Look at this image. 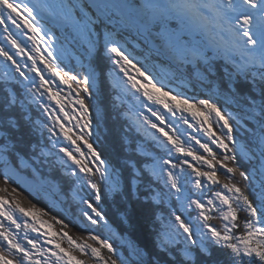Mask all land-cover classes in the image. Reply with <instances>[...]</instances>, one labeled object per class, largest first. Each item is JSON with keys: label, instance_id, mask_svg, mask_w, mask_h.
I'll return each mask as SVG.
<instances>
[{"label": "snow or ice", "instance_id": "obj_1", "mask_svg": "<svg viewBox=\"0 0 264 264\" xmlns=\"http://www.w3.org/2000/svg\"><path fill=\"white\" fill-rule=\"evenodd\" d=\"M0 34V264H264V0H0ZM105 193L144 207L151 253Z\"/></svg>", "mask_w": 264, "mask_h": 264}, {"label": "trees", "instance_id": "obj_2", "mask_svg": "<svg viewBox=\"0 0 264 264\" xmlns=\"http://www.w3.org/2000/svg\"><path fill=\"white\" fill-rule=\"evenodd\" d=\"M65 62L67 63L68 61ZM74 63L75 61H73V64ZM216 71L218 75L222 74L219 63L216 66ZM238 87L242 91L246 90V86L243 84L238 85ZM109 101L110 95L108 86L102 87L97 100L98 111L100 114L99 139L97 140V146L98 150L102 151L106 158L111 159L114 163L116 161H120L122 163L128 155L123 145L122 137L128 123L126 117L130 114L127 111L120 114L116 113L112 110ZM131 106V102H128V107L131 108ZM29 111L32 120L37 123L46 119L42 114V111L35 105H33ZM22 131H27V128L25 127ZM36 138H39V133L36 134ZM56 171V168H54V175L56 174ZM125 178H127V172H125ZM25 195L27 196L28 194L25 193ZM29 199H31V197H29ZM105 199L107 203L104 207L109 213L110 226L117 229V225L113 223V221L120 217L121 212H126L128 218L127 223L123 224L118 230L132 243L151 253L153 251L152 234L148 221L144 215V207L135 199H124L119 195L105 193ZM40 203L41 206H44L43 201ZM118 206L120 209L119 212L117 211ZM52 214L61 215L58 209L53 211ZM214 223H219V221H214ZM70 227L72 226L70 225ZM78 232V228L72 227V232L70 234H76ZM214 254H216L215 251Z\"/></svg>", "mask_w": 264, "mask_h": 264}, {"label": "rangeland", "instance_id": "obj_3", "mask_svg": "<svg viewBox=\"0 0 264 264\" xmlns=\"http://www.w3.org/2000/svg\"><path fill=\"white\" fill-rule=\"evenodd\" d=\"M45 227H47V226H45ZM129 240V239H128Z\"/></svg>", "mask_w": 264, "mask_h": 264}]
</instances>
